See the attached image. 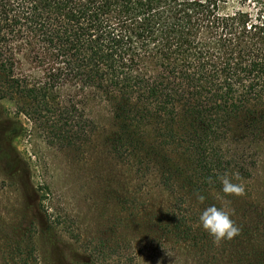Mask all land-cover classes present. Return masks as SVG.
I'll return each instance as SVG.
<instances>
[{
  "label": "trees",
  "instance_id": "trees-1",
  "mask_svg": "<svg viewBox=\"0 0 264 264\" xmlns=\"http://www.w3.org/2000/svg\"><path fill=\"white\" fill-rule=\"evenodd\" d=\"M2 102L14 138L78 151L105 120L162 187L221 190L264 141V0H0ZM182 206L165 226L187 239Z\"/></svg>",
  "mask_w": 264,
  "mask_h": 264
},
{
  "label": "rangeland",
  "instance_id": "rangeland-1",
  "mask_svg": "<svg viewBox=\"0 0 264 264\" xmlns=\"http://www.w3.org/2000/svg\"><path fill=\"white\" fill-rule=\"evenodd\" d=\"M245 6L258 9L256 2ZM13 108L0 104V264H264V141L253 144L251 173L234 171L243 195L186 197L114 152L107 121L74 151L42 137L14 138ZM182 203L187 239L165 226ZM211 203L232 213L239 235L216 244L197 227Z\"/></svg>",
  "mask_w": 264,
  "mask_h": 264
},
{
  "label": "clouds",
  "instance_id": "clouds-1",
  "mask_svg": "<svg viewBox=\"0 0 264 264\" xmlns=\"http://www.w3.org/2000/svg\"><path fill=\"white\" fill-rule=\"evenodd\" d=\"M220 179L221 191L225 195H243L244 187L242 184L235 183L239 180V174L233 172L231 175L225 173ZM217 199H221L217 197ZM199 203L204 204L206 197L198 195ZM197 227L206 231L213 242L219 244L221 241L231 240L239 235V228L232 219V213L223 204H207L200 210L197 218Z\"/></svg>",
  "mask_w": 264,
  "mask_h": 264
}]
</instances>
